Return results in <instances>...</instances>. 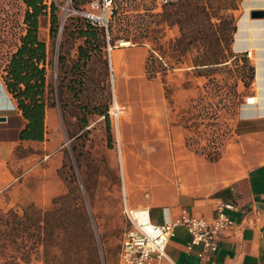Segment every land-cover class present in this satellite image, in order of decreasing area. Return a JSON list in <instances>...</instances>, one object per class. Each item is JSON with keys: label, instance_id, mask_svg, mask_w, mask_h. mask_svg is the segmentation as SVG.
I'll list each match as a JSON object with an SVG mask.
<instances>
[{"label": "crops", "instance_id": "crops-1", "mask_svg": "<svg viewBox=\"0 0 264 264\" xmlns=\"http://www.w3.org/2000/svg\"><path fill=\"white\" fill-rule=\"evenodd\" d=\"M254 12L263 15L255 19ZM234 17L231 51L255 68L252 91L258 105H246L253 113V129L236 133L214 162L188 147L190 129L180 120L184 101L191 103L195 97L194 89L176 95V101L184 104L172 108L164 82L147 76L146 46L116 47L109 53L115 99L129 108L117 135L126 205L150 209L159 226L166 218L179 219L184 210L195 218L212 220L220 201L238 208L230 214L234 227L221 233L217 253L201 245L189 251L191 236L179 227L167 245V259L158 264H264V0H243ZM44 41L50 51L51 39ZM4 65L0 61V197L46 209L67 191L59 175L66 140L61 113L57 107L47 109L43 142L22 141L26 123L6 88ZM198 85L203 89L202 83ZM19 147L30 151L27 157L17 159ZM53 158H57L55 167L50 165Z\"/></svg>", "mask_w": 264, "mask_h": 264}, {"label": "trees", "instance_id": "trees-1", "mask_svg": "<svg viewBox=\"0 0 264 264\" xmlns=\"http://www.w3.org/2000/svg\"><path fill=\"white\" fill-rule=\"evenodd\" d=\"M20 1L26 11L22 16L24 31L19 41L12 43L2 40L3 18L0 14V61L6 64L3 68L6 88L16 100L25 119L26 126L20 134L22 141L43 142L47 109L59 105L62 117L70 110L71 115L78 121V129L82 134L76 137L77 139L89 133L90 118L97 116L104 118L107 132L110 134V94L104 96L107 89L105 84L109 78V62L105 50L108 45L115 46L118 40L143 46V43L138 42L139 39L151 38L157 43L156 50H149L145 65L149 79L176 70L174 66L160 60L163 59L161 52L166 49L176 59L175 65L182 63L185 56L193 54L192 68L196 76L208 80V89L212 85L217 91L223 89L216 76L230 70L228 62L235 59H239L249 71L250 83H247L249 81L246 82L244 77L241 82L248 86L255 78L256 70L249 60L246 57L232 56L231 51L236 30V17L233 12L239 9L243 0H171L163 6L160 14H154L150 9L141 12L138 10L139 6H134L128 0H111L113 7L108 28L93 24L83 16L71 17L66 21L61 33L58 54L60 73L57 85L48 78V68L51 66L50 51L47 43L40 39V31L42 19L49 16V37L52 44L57 43L61 27L59 8L53 0L50 5L47 0ZM92 2L93 0L72 1L74 9L81 12ZM132 9L135 10L134 13L129 12ZM177 26L180 35L166 48L161 43L163 32L166 27ZM132 34H138L140 38H131ZM75 49L77 58L69 60L70 52ZM97 64L102 66L100 70L97 69ZM165 89L168 92L167 88ZM231 90L238 99V84L235 83ZM109 145L111 147L112 144ZM187 145L211 162L221 158L220 149L208 153L194 148L190 139L187 140ZM28 154L22 147L16 150L19 159L27 157ZM82 156V153H77L76 156L79 169L82 167ZM67 166L64 161L59 170V175L64 181H68L64 172ZM73 170V166H70V171ZM70 194L54 200L55 206L48 212L34 207H30L22 216L10 212L11 223L16 226V233L36 225L39 227L44 244L45 264H101L97 238L84 207L69 203L65 209L61 208L67 206ZM31 210L35 217L29 214ZM80 226L85 232L87 242L84 246L77 247L74 241ZM62 243L64 245L61 247Z\"/></svg>", "mask_w": 264, "mask_h": 264}, {"label": "rangeland", "instance_id": "rangeland-1", "mask_svg": "<svg viewBox=\"0 0 264 264\" xmlns=\"http://www.w3.org/2000/svg\"><path fill=\"white\" fill-rule=\"evenodd\" d=\"M53 1L59 8L61 27L57 43L52 44L49 41L51 61L49 70L53 75L51 80L57 85L59 81L58 74L60 73L58 54L60 51L61 33L67 23L66 21L71 17L83 16L82 13L100 16L101 10L93 8V4L94 2L101 3L102 0H93L91 4L84 8V12L74 9L73 0ZM51 2L52 0H47L48 5ZM128 2L134 6H139L138 10L141 12L150 9L154 11V14H160L163 6L166 5L162 0H128ZM112 7L113 4L109 7V11L112 10ZM25 11L26 7L20 0H0V14L3 18L1 36L4 42L19 41L18 39L24 31L22 16ZM129 12L134 13L135 10L132 9ZM50 24L49 16L42 19L40 39L50 40ZM153 27L155 26L153 25ZM164 31L161 43L167 48L171 41L179 37L180 32L178 26L166 27ZM131 38L140 37L138 34H132ZM122 42L126 41L118 40L115 46L108 45L105 50V56L109 62V78L105 84L107 89L104 92V96L110 94L109 112L114 105V100L116 101L115 88L113 87L114 74L110 66L109 48L139 46L131 41L127 42L129 43L128 46H122ZM138 42L143 43V47L146 46L148 50H156L158 48L157 43L151 38L139 39ZM80 43L81 41L78 42V44ZM161 53L163 59L160 58V60L169 66H174L177 71L171 70L166 74H159L154 79L164 82V86L168 90V92L165 91V94L172 108L176 107L177 103H179L178 107H182L185 102V108L181 111L182 117H180V120L182 124L190 129L191 134L188 139H190L194 148H199L208 153H214L215 149L222 151L227 143L230 142V139L236 137V133L253 129V124L251 123L253 116L251 114L253 113L248 111L246 99L253 96L256 97V92L252 91L255 79L248 86L241 82L242 77L246 79V82L249 81V71L243 66V63L239 62V59L229 61L228 67H230V70L216 76L223 88L217 91L213 85L208 89L206 85L208 80L204 77L196 76L193 69L192 71L180 70L192 68L193 54L185 56L182 59V63L175 65L176 59L173 58V55L167 49ZM70 55L69 60L76 59L78 56L76 49L71 51ZM232 56L236 55L232 52ZM101 68L102 66L97 64V69L100 70ZM196 78H199L200 81L195 80ZM199 82L202 83L203 89L198 85ZM235 83L238 84L240 93L238 99L231 90ZM247 83H250V81ZM191 87L195 93L191 103L189 101L183 102L182 100L176 101V95ZM198 87H200L199 90ZM117 104L122 108L119 115V120H121L129 112V108L126 104ZM57 108L61 113V122H63L66 138L62 152L64 161L68 164L64 170L68 181L61 179L66 184V194L71 193L67 206L61 208L65 209L69 206V203L76 204L81 208L84 207L97 238L101 264H119L121 243L124 237L123 234L128 228V221L125 217L126 192L122 180V158L117 137V127L112 124L109 113L110 134L107 132L106 122L103 117H91V126L88 128L90 129L89 133L82 135L81 139H77L76 137L82 134L78 129V121L71 115L70 110H67L62 117L60 105ZM242 124L246 126L245 129H243ZM110 143L112 144L111 147ZM74 149L78 154H83L81 157L82 167L80 169L77 166V153L74 152ZM26 153H30V151H26ZM51 161L50 165L55 167L57 158H53ZM70 166H73V171H70ZM66 194L62 196H66ZM62 196L53 198L49 208L46 209L22 201H18L15 204L7 196L0 197V264L11 262L16 264H45L44 244L39 227L36 225L29 230H19L16 233V226L11 223L9 213L14 212L22 216L30 207L42 212H48L54 208V200ZM29 214L31 217H35L32 210L29 211ZM80 223L82 225V221ZM84 233L82 226H80L74 241L77 247L84 246L85 242H87V237ZM63 245L64 243H62L61 247Z\"/></svg>", "mask_w": 264, "mask_h": 264}, {"label": "built area", "instance_id": "built-area-1", "mask_svg": "<svg viewBox=\"0 0 264 264\" xmlns=\"http://www.w3.org/2000/svg\"><path fill=\"white\" fill-rule=\"evenodd\" d=\"M169 1L171 0H162L165 4H168ZM111 5V0H102L101 3L94 2L93 8L100 9L101 15L90 13H82V15L92 21L93 24L108 28L112 14V10L109 11ZM110 51L111 48H109V53ZM246 100V105H258L255 96ZM113 104L109 116L118 131L119 115L122 108L115 100ZM237 210L235 204L220 201L215 209V218L212 220L195 218L184 210L179 219L166 218L165 224L159 226L154 224L153 219H151L150 209H130L126 205L125 217L128 221V228L123 234L119 264H158L159 260L167 259L165 252L167 245L175 236V230L179 227H184L191 236V241L187 244L189 251L201 245L206 251L215 254L218 251L221 233L234 227V221L230 214ZM203 255L202 253L200 257H203Z\"/></svg>", "mask_w": 264, "mask_h": 264}, {"label": "water", "instance_id": "water-1", "mask_svg": "<svg viewBox=\"0 0 264 264\" xmlns=\"http://www.w3.org/2000/svg\"><path fill=\"white\" fill-rule=\"evenodd\" d=\"M263 15V13L262 12H260V13H258V12H254V13H252V17H254L255 19H258L260 16H262Z\"/></svg>", "mask_w": 264, "mask_h": 264}, {"label": "bare ground", "instance_id": "bare-ground-1", "mask_svg": "<svg viewBox=\"0 0 264 264\" xmlns=\"http://www.w3.org/2000/svg\"><path fill=\"white\" fill-rule=\"evenodd\" d=\"M129 43L127 42H122V46H128Z\"/></svg>", "mask_w": 264, "mask_h": 264}]
</instances>
